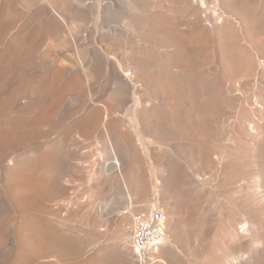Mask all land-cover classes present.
<instances>
[{"label":"rangeland","instance_id":"374dc122","mask_svg":"<svg viewBox=\"0 0 264 264\" xmlns=\"http://www.w3.org/2000/svg\"><path fill=\"white\" fill-rule=\"evenodd\" d=\"M82 43L96 65L87 86L66 65ZM96 48L147 88L137 122L81 125L85 108L113 107L116 74ZM196 68L217 81L205 100L217 113L194 127L172 80ZM0 129V264H264V0H0ZM106 134L118 150H105ZM25 181L47 225L34 257L13 236L29 215ZM153 207L168 224L156 260L131 242L133 214ZM109 245L125 259L99 258Z\"/></svg>","mask_w":264,"mask_h":264},{"label":"bare ground","instance_id":"6f19581e","mask_svg":"<svg viewBox=\"0 0 264 264\" xmlns=\"http://www.w3.org/2000/svg\"><path fill=\"white\" fill-rule=\"evenodd\" d=\"M24 36H25V31L22 27L21 29L17 28L16 31L13 33L12 37L15 39V41H18L24 39ZM81 38L83 39L84 42L85 37H81ZM90 48H91L90 45H86V43H82L81 47L75 48V64L73 63V66L75 68L71 64H66L67 71L73 72V70H75V73L80 74L84 78L86 86L93 81L94 79L93 71L96 68L95 61L93 60L92 51L90 50ZM96 50L97 52L101 53L100 55L103 59V63H104L103 70L105 75L107 74L110 75L111 70L116 74L115 78L112 80V87H111L112 92L110 94V100L112 101L113 107L105 108L104 106H101L102 104H98L91 108H85L80 116L81 125L83 127L92 128L95 126V124L100 123V121H102L104 118L107 119L105 124H108L109 126L113 127V125H117V122L125 121L126 117L128 116H130L128 119L130 120L131 123L137 122L139 118L138 112H140V109L143 107L145 108L146 102L149 103L151 102V100H149L150 98L146 97L147 94L145 95V92H147V88H145L143 85L137 84L134 79H132L127 74H125L126 67L123 62L117 60L114 56H111L107 53L104 54L103 53L104 51H102L101 49L96 48ZM227 54L229 56L230 52L228 51ZM227 58L228 61H231L232 59L231 55H230L231 59L229 57ZM58 63L61 62L58 61ZM142 64L141 62H136L134 70L140 74H146V75L149 74L148 69L145 66H142ZM60 65L61 64H58V66ZM57 70L59 71L60 69L57 68ZM230 78L231 77H228V79ZM205 80L206 78L204 77V73L202 72V70L199 69L197 70V68L194 69L192 73L183 76L182 79L178 77L177 79L174 78L172 80L178 85L179 89L182 92H184L186 96L189 97L190 99L191 104L189 107V111L186 113V117L185 116L184 117L186 119V122L193 125L194 127L195 125H201L203 118L212 117L214 115L216 116L217 113L216 109L213 110V108H210L209 106L205 105V100L211 98L213 94L215 95L217 93V81L213 80L212 82H210V84L206 86ZM226 87L229 89L230 92L232 89H234L232 83H228ZM204 96L206 98H204ZM103 111L106 112V115L104 117H101L103 116L102 115ZM101 139L104 142L105 150H109V151H112L113 149L118 150L120 147V142L113 141L110 134L103 135ZM132 168L134 167L123 168L124 170V174L122 175L123 180L127 178L125 177L126 176L125 173L126 174L132 173ZM32 173L35 175V172ZM17 174H19V171L17 172ZM24 179L22 177L21 180ZM31 181L34 182L32 178ZM180 182L181 180L178 177H176L174 174H172V176H170L165 181V187L166 186L168 187L167 191L173 190V193H175L178 190L176 185L177 184L180 185ZM135 183L136 184L133 186L136 189H140L142 183L138 181H136ZM30 185L31 184L29 181H25L26 187L24 188V190L20 191L19 193L20 195L16 192L20 197L19 202L21 203L23 210L25 209V212L29 213V215L25 217V219L22 220L21 222L19 223L17 222L18 226L14 230L15 235L13 236L15 237L16 234L18 236V239L16 240L17 241L16 246H18L20 250H25L28 253V257L30 256L34 257L36 254H38L37 252L42 250L41 246L45 244L43 240L45 239V235L47 232V225L37 214H33L29 212L30 208L32 207V201L30 195L31 188H29L31 187ZM38 211H41V208H39ZM49 225L50 227L51 225L55 226L56 229L57 228L61 229V227L63 226L61 225L60 227L54 224H49ZM65 226L66 225H64V227ZM167 228H168L167 215L165 214V224H164L165 238H166ZM126 235H127L126 232H122L119 236L120 240L125 242ZM52 243L55 245L54 242ZM145 249H152V242H145ZM99 250L102 251V255L100 254L99 258H105V259L108 258L117 261H121L125 259L124 257L121 256L123 253L122 250L120 249L119 251H117L114 245L104 246L102 248H99ZM87 257H90V254H88ZM25 262L26 259L21 264H26ZM54 263L56 264L57 262ZM18 264L20 263L18 262Z\"/></svg>","mask_w":264,"mask_h":264},{"label":"built area","instance_id":"2783aa9c","mask_svg":"<svg viewBox=\"0 0 264 264\" xmlns=\"http://www.w3.org/2000/svg\"><path fill=\"white\" fill-rule=\"evenodd\" d=\"M165 212L161 209H140L133 214L131 242L137 256L156 260L166 241ZM145 242H152V249H145Z\"/></svg>","mask_w":264,"mask_h":264}]
</instances>
